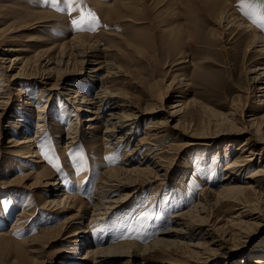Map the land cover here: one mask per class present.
Here are the masks:
<instances>
[{
    "label": "rangeland",
    "instance_id": "rangeland-1",
    "mask_svg": "<svg viewBox=\"0 0 264 264\" xmlns=\"http://www.w3.org/2000/svg\"><path fill=\"white\" fill-rule=\"evenodd\" d=\"M209 2L74 0L69 5L67 0H0V28L13 30L12 45L19 49L11 55L18 54L26 60L24 67L33 70L40 69V55L55 56L59 50L67 49L74 35L82 36L80 43L85 45L95 41L98 47L110 50L98 55L92 53L98 61L113 59L130 71L127 83L105 85L112 91H125L131 96L132 104L139 107L150 103L151 93L167 91V96L180 95L176 99L185 106L178 118L182 126H189L195 133L213 130L223 118L232 116L230 121L238 127L243 124L244 114L246 119L256 118L259 122L264 114V103L260 102L263 92L253 90L249 78L253 76L251 71L264 68V54L256 51L258 45L255 44L256 35L264 40V14L260 9L249 7L248 0H214L215 8L211 12L207 11L211 6ZM222 8H227V15L221 12ZM220 12L223 13L221 20ZM73 20L77 23L73 24ZM4 44L0 43V55L4 53ZM94 66L84 64L82 74L70 76L68 84L72 86L69 87L83 96H91L106 73L104 69L92 72ZM4 70L0 62V76L5 73L2 78L6 80L8 75L17 72V68L8 70L9 73ZM20 79L7 87L10 99L6 115L0 120V264H91L90 259L82 258L85 250L145 245L172 225L173 214L199 201L205 203V214L208 213L203 227L212 226L213 235L219 238L218 246L210 245L214 250L209 258L190 255V247L184 245L201 242L196 235L193 239H177L184 244L161 245L144 252L139 264H203L205 261L250 264L252 251L257 255L261 250L264 252V220L246 228L247 234L236 235L235 227L229 223L236 213L235 207L224 206L225 200L210 207L208 201L201 198L205 190L222 187L226 165L241 152L237 147L245 136L235 137L224 127L220 128L227 134L224 141L211 145L190 144L180 151L172 149L166 156L163 154L167 176L154 180L150 175L148 180L141 179L149 182L140 181L133 186L132 195L121 207L93 222L89 232H80L76 219L62 233L53 230L41 235L42 229L58 227L75 212L62 209L55 212L44 205L53 187L45 185L43 175L51 173L58 183L66 184L67 188L63 186L60 191L66 188L68 195L78 199L76 205L89 202L103 171L110 167L132 166L143 158L151 159L152 154L145 155L151 145L145 143L132 156L123 154L143 135L144 127L152 118L136 120L131 127L130 140L109 149L110 145L101 138L107 109L98 111L96 129L89 130L81 121L85 113L77 111L65 94L48 92L33 78ZM18 87L23 93L17 92ZM41 105L46 107L47 119L35 140L36 150L43 160V167L38 170L29 159L13 154L29 153V148L8 149L6 141L9 137L23 139L35 135L37 109ZM232 108H235V115L229 114ZM69 127L77 131L76 141L65 147ZM127 130L124 128L119 135ZM184 141L185 138L177 137L175 131H168L162 143L179 145ZM127 158L130 161L127 162ZM260 161L257 156L253 165L239 171L238 175L246 178ZM24 169L41 173L24 179ZM254 188L255 193L245 190L241 194L260 206L257 200L264 195V184ZM125 192L118 189L111 195L119 197ZM87 211L90 215V209ZM73 232L77 234L71 235ZM28 238L34 242L26 243L24 240Z\"/></svg>",
    "mask_w": 264,
    "mask_h": 264
},
{
    "label": "bare ground",
    "instance_id": "bare-ground-1",
    "mask_svg": "<svg viewBox=\"0 0 264 264\" xmlns=\"http://www.w3.org/2000/svg\"><path fill=\"white\" fill-rule=\"evenodd\" d=\"M209 1L211 6L209 5L210 7L207 11L211 12L214 10L215 4L214 0ZM226 9L222 8L221 12H224L227 15L228 11H226ZM222 14L223 13L220 14V20L222 18ZM127 20L132 22L131 19ZM232 20L234 21L235 19L233 18ZM238 25L240 26L241 24ZM5 29L0 28V43H5L4 45H6L3 49L4 53L0 55V62L1 64L3 63L5 70L12 71L17 68V72H13L11 75H8L9 78L7 80L2 78L5 76V73L0 76V83H2L0 85V120L6 115L7 105L10 99V91L7 87L20 82V78L22 77L33 78L34 81H39L46 87L48 92L51 91L52 93L58 92L60 94H65L68 97L67 99L71 101L77 111L85 113L81 116L83 117L81 121L86 123V128L89 130L93 131L96 129L95 124L96 119L98 118V111L100 109H107V117L104 119L105 127L102 130L101 138L105 140L108 145H110L108 147L109 149H114L115 145L120 146L126 140H130L133 133L131 127H133L136 120L144 117L152 118L151 121L144 127L143 135L138 138L132 148L126 150L123 154L127 157L132 156L134 152L140 148L139 146L145 143L151 145L145 153V155L152 154L151 159L147 157L143 158V160L137 161V163L132 166L110 167L103 171L101 178L98 180L93 191V196L89 199V202L76 205L75 202L78 199L75 196H71L66 193V184L58 183L57 179L51 173L43 175L45 185L53 187V189L49 192V197L45 198L44 205L48 206L51 211L55 212H57L58 209L68 211L74 210L75 212L67 219L63 220L58 227L42 229L40 232L41 235L53 230H58L59 233H62L70 228V226L74 223L73 221L76 219L79 220V231L86 233V230H90V226L93 222L102 220L106 217L107 213H111L114 209L121 207L125 200L132 195L131 192L134 191V189H130L138 184V182L144 181L141 179L148 180L147 177L150 175H153L152 177H154V180L159 179V176L165 178L167 176V169L163 167L165 160L163 158L168 153H171L172 149L180 151L190 144L211 145L216 143V141H224V137H226L227 134H224L223 132L226 130L233 132L235 137L242 138L245 136V138L238 143L237 151L240 150L241 152L236 153L233 160L226 165V174L223 177L222 187L218 190H205L202 192L201 198L205 201L207 200L210 207L217 205L220 200L227 201L224 206H228V208L235 207L233 210H235L236 213L234 212L235 214L229 220V223L232 228L235 227L234 229H236V232L234 233H236V235L247 234L245 231L246 228L256 224L257 221L264 220V207H262V204H264V195L259 197L257 200L260 204L259 206L257 204L254 205V201H251L241 194L245 190L255 193L256 188L254 187H259L264 184V114L259 122H257L256 118L246 119L244 114V121L240 127L230 121L233 119V116L230 118H223L222 121L218 123L215 128H213V130L195 133V131L191 130L189 126H182V122H180V119L178 118L185 106L184 102L176 99V97L180 98V95L167 96V91L164 93H151V96H149L150 103L144 107H139L132 104L131 96H129L125 91H112L108 85H105L108 83L112 85L114 84L113 82L119 84L127 83V79L130 74V71L128 72L124 70L125 68L123 69L121 65L116 64V61H113V59L98 61V57L92 55V53L98 55L99 53H103V51H110L108 48L98 47L95 41L93 43H88L87 45L82 44L80 43L82 36L79 37L80 35H74L71 38L72 42L68 45L67 49H63L61 51L59 50L55 56H45L44 54L40 55L38 59L40 69L33 70L24 67L26 66V60L23 61L18 54L11 55L19 48L12 45L14 38L11 32L13 30L11 28ZM255 39V44L258 45L256 51L264 54V40L259 35H256ZM51 47L47 50L49 51ZM71 56L73 57L72 59ZM52 64H55V66H51ZM84 64H95V66L91 68L92 72H98V70L102 69L106 72L103 78L98 82L99 85L97 90L89 97L81 95L78 91H74V89L69 87L72 85L68 84L70 76H73L74 74H82L81 72L84 69ZM70 65H72V67H70ZM258 70H261V72H258ZM251 73H253V76L249 78V82L253 85V90L259 89L258 91L263 92L261 96L264 97V68L255 69L254 71H251ZM53 76L56 77L53 78ZM16 90L20 94L23 93L20 87L16 88ZM169 90H172V88ZM260 102L264 103V98ZM26 103L32 105L31 101H27ZM234 109L232 112H229L230 115H235ZM45 111V105L38 106L36 115V126L38 129L33 137L26 136L23 139L9 137L6 141L8 143L6 146L8 149L16 147L29 148V153L22 152L24 155H22V153L13 154L23 156L27 160L29 159L33 162V165H36L35 167L38 170L43 167V160L38 150H36L37 145H35V140L37 139L41 128L45 126L47 119ZM160 114H162L163 117L161 116L158 120H155V118H157ZM255 124L257 127H255ZM222 127L226 130L221 131L223 130L220 129ZM124 128L128 130L123 135H119ZM168 131H175L177 137L185 138L184 143L179 145L171 142L162 143V141L165 140ZM76 132L77 131H73L72 127L68 128L65 147H68L76 141L74 139V137H76ZM229 145L230 143H226V146ZM1 147L2 142L0 141V150ZM6 147L3 148L7 149ZM6 152L9 151L6 150ZM163 154L166 155L164 156ZM257 156L261 160V164L257 166L254 171L249 173L246 178H241V176H239V171L242 172L243 170L251 167L253 165L252 161L254 158L256 159ZM126 160L128 162L130 161V158H127ZM185 167L187 168L186 164ZM38 170H25L26 174H24L23 178L29 179L31 177L38 176L41 173V171ZM63 186H66V188L63 191H60L63 189ZM118 189L126 192L123 193L122 196L113 197L111 193ZM261 194L262 193H259V195ZM203 204L199 201L191 208L173 214L171 216L172 225L163 231L160 236L152 239L145 245L130 244L126 247L123 245H116L95 249L90 248L89 250H85L82 258L90 259L91 264H139L138 260L141 259L140 256L144 252L153 250L158 246L161 247V245L169 246L184 244L177 239L180 237L193 239L197 235L199 236L201 242H190L185 243L184 245L190 247V255L205 256L206 259H208V255L213 253L214 250V248L210 245L218 246L219 243L216 241H218L219 238L216 239L214 236L215 234L213 235L214 228L212 226L211 227L213 229L211 227H203L204 219L207 218L208 215V213L205 214L206 207H204ZM89 209L90 215L87 214V210ZM84 225L85 227H82ZM73 234H77V232H73L71 235ZM172 235L175 237L171 238ZM202 240H204V242H202ZM24 241H26V243H32L34 242V239L28 238ZM249 255L252 259L249 260L248 263L264 264V252L262 250L258 255L255 251H252ZM210 263L211 262L209 261H205L203 264Z\"/></svg>",
    "mask_w": 264,
    "mask_h": 264
},
{
    "label": "snow or ice",
    "instance_id": "snow-or-ice-1",
    "mask_svg": "<svg viewBox=\"0 0 264 264\" xmlns=\"http://www.w3.org/2000/svg\"><path fill=\"white\" fill-rule=\"evenodd\" d=\"M243 2V0H242ZM67 3L69 5L74 3V0H67ZM249 7L260 9L262 14H264V0H248ZM262 19H264V15H262ZM73 24H76L77 22L75 20L72 21ZM264 26V25H262Z\"/></svg>",
    "mask_w": 264,
    "mask_h": 264
}]
</instances>
